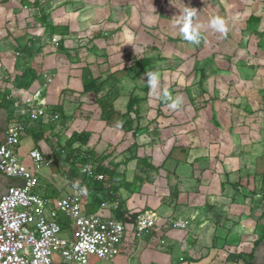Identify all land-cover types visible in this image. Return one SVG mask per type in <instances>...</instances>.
<instances>
[{
	"label": "crops",
	"instance_id": "crops-1",
	"mask_svg": "<svg viewBox=\"0 0 264 264\" xmlns=\"http://www.w3.org/2000/svg\"><path fill=\"white\" fill-rule=\"evenodd\" d=\"M190 6L206 5L171 0L161 15L157 0H0V142L12 121L28 122L21 100L39 92L47 114L59 119L29 124L18 149L22 156L32 147L54 155V165L38 175V192H68L60 171L86 147L69 149L66 140L87 132L91 151L116 174L114 200L127 214L158 217L113 260H101L106 264H264V157L240 142L242 117L208 95L220 83L217 70L206 68L213 63L204 51L206 32L191 17L200 39L186 41L172 13ZM22 73L29 82L17 86ZM153 73L159 98L147 83ZM90 82L110 91L108 121L96 101L101 92H84ZM178 98V107H169ZM38 132L43 143L34 139ZM50 137L59 143L51 147ZM119 153L123 162L112 161ZM20 182L0 173V193ZM169 219L186 221V228L164 230Z\"/></svg>",
	"mask_w": 264,
	"mask_h": 264
},
{
	"label": "built area",
	"instance_id": "built-area-1",
	"mask_svg": "<svg viewBox=\"0 0 264 264\" xmlns=\"http://www.w3.org/2000/svg\"><path fill=\"white\" fill-rule=\"evenodd\" d=\"M52 44L57 45L56 41ZM39 96L34 92L22 98L28 122L12 121L0 142V173L21 181L7 185L0 193V264H89L92 258L111 261L121 253L126 240L132 242L154 229L158 217L152 211H143L133 222L128 214L125 221L117 220L110 214L118 205L116 200L101 202L96 211L86 212L88 192L103 174L98 163L85 153L72 155L60 171L68 183L67 193L49 197L38 192V175L54 165V155L32 147L22 156L18 149L29 124L59 119L57 113L47 114ZM58 141V137H50L49 145L54 147ZM186 225L184 220L169 219L162 227L184 229ZM158 242L162 245L165 240Z\"/></svg>",
	"mask_w": 264,
	"mask_h": 264
},
{
	"label": "rangeland",
	"instance_id": "rangeland-1",
	"mask_svg": "<svg viewBox=\"0 0 264 264\" xmlns=\"http://www.w3.org/2000/svg\"><path fill=\"white\" fill-rule=\"evenodd\" d=\"M185 12L195 24H202L207 37L204 51L213 58V63L206 68L210 67L211 72L217 70L220 89H213L209 97L227 102L225 108L230 110L229 113L242 117L245 135L242 140L237 139L245 147L251 146L252 154L260 160L264 157V0H213L200 10L190 6L172 13L178 16ZM215 22H222L219 29L224 30L209 26ZM75 129L79 130L81 126L76 124ZM92 144L89 138L86 149L91 150ZM122 158L119 153L112 161L120 163ZM89 264L106 263L92 258Z\"/></svg>",
	"mask_w": 264,
	"mask_h": 264
},
{
	"label": "trees",
	"instance_id": "trees-1",
	"mask_svg": "<svg viewBox=\"0 0 264 264\" xmlns=\"http://www.w3.org/2000/svg\"><path fill=\"white\" fill-rule=\"evenodd\" d=\"M160 3V14L165 15V11L167 9V5L171 0H157ZM183 1V0H179ZM213 0H197V5L198 6H204L208 3H210ZM32 75V73H31ZM30 75L28 76L27 73H22L18 78V82L16 80V85H25L29 82ZM86 87V90L84 92H93L94 94H99L101 92V95H99L96 98V101L98 103V106L100 108V117L106 121H108V118L112 114V107L108 103V97H109V92L110 91H104L102 89V86L100 85H95L93 82H90L88 84H84V88ZM104 94L102 95V93ZM34 139L37 141H45V135L42 132L38 133H33ZM89 140V133L87 132H77V133H72L68 139L66 140V146L71 147L73 144L77 143L79 146H84L86 147L87 141ZM68 147V148H69ZM65 148L62 149L64 151ZM72 153V152H71ZM70 152L67 154H71ZM85 154L92 160L98 163V168L99 171L103 174V179L101 181H94L92 188L88 192L89 195L92 196V199L90 201V206H88V209L86 212H94L98 209L99 205L101 202H112V200L115 199V192H116V187H112V181L114 180V177L116 176L115 172L111 170L109 167H107L104 164V159L100 156L95 155L90 149H85ZM131 158V156H130ZM70 178L74 179L75 174L70 171L69 172ZM83 180V179H82ZM88 195V196H89ZM98 195H100L98 197ZM94 208L95 210L91 209ZM119 214V217L116 218L117 220L125 221L126 219L124 218V215L127 214L126 210L123 209V203L121 200H118V205L115 209ZM138 214H128L130 219H135Z\"/></svg>",
	"mask_w": 264,
	"mask_h": 264
},
{
	"label": "clouds",
	"instance_id": "clouds-1",
	"mask_svg": "<svg viewBox=\"0 0 264 264\" xmlns=\"http://www.w3.org/2000/svg\"><path fill=\"white\" fill-rule=\"evenodd\" d=\"M177 26L179 27V34L186 40L191 43H198L200 39L199 33L195 30V28L191 24V18L187 12L178 15L177 17ZM222 22H215L210 24L214 30H224L219 29V24ZM147 83L150 90L153 93L154 98H159L161 92V81L159 77L153 73L151 76H147ZM163 95L168 97L169 94L164 91ZM182 102V98H178L177 101L172 102L169 107L175 109L178 107L179 103Z\"/></svg>",
	"mask_w": 264,
	"mask_h": 264
}]
</instances>
